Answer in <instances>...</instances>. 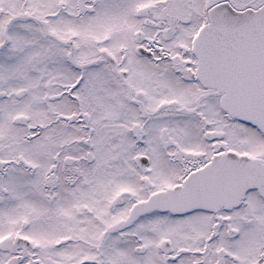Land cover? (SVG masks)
Wrapping results in <instances>:
<instances>
[{
    "label": "snow or ice",
    "instance_id": "obj_1",
    "mask_svg": "<svg viewBox=\"0 0 264 264\" xmlns=\"http://www.w3.org/2000/svg\"><path fill=\"white\" fill-rule=\"evenodd\" d=\"M0 264H264V0H0Z\"/></svg>",
    "mask_w": 264,
    "mask_h": 264
}]
</instances>
